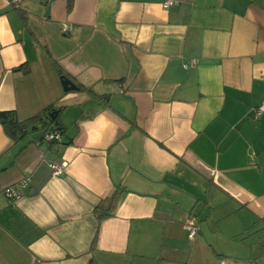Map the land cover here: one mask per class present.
I'll list each match as a JSON object with an SVG mask.
<instances>
[{
    "label": "crops",
    "instance_id": "crops-1",
    "mask_svg": "<svg viewBox=\"0 0 264 264\" xmlns=\"http://www.w3.org/2000/svg\"><path fill=\"white\" fill-rule=\"evenodd\" d=\"M164 1L0 0V264H264V0Z\"/></svg>",
    "mask_w": 264,
    "mask_h": 264
},
{
    "label": "trees",
    "instance_id": "trees-1",
    "mask_svg": "<svg viewBox=\"0 0 264 264\" xmlns=\"http://www.w3.org/2000/svg\"><path fill=\"white\" fill-rule=\"evenodd\" d=\"M72 0H68L67 3V10L71 9ZM59 76L67 77L64 72L58 68ZM79 89L82 91H88L87 88L78 85ZM52 110L46 109L44 112L35 115L34 117L25 120V121H18L15 117L13 112H0V125L3 128L5 134L13 141L17 142L21 140L25 135L32 134L33 132H38L43 130V135L51 130H58L62 136L64 128L59 125L58 118L54 120L51 119L50 113ZM42 122V126L37 127L36 123ZM42 135V137H43ZM62 142V140H61ZM60 142V143H61ZM58 143V144H60ZM52 144V143H51ZM53 145V144H52ZM117 193L110 196L106 200L100 202L95 208L94 212L97 216L98 221H102L112 215V211L117 204ZM88 264H94L92 260L88 262Z\"/></svg>",
    "mask_w": 264,
    "mask_h": 264
},
{
    "label": "built area",
    "instance_id": "built-area-1",
    "mask_svg": "<svg viewBox=\"0 0 264 264\" xmlns=\"http://www.w3.org/2000/svg\"><path fill=\"white\" fill-rule=\"evenodd\" d=\"M21 0H10V3L14 6V7H18L20 4ZM176 5V1L174 0H165L161 6L163 9H169L172 8ZM61 32L63 34H67L68 32V28L64 25L61 28ZM196 64V62L194 60H189L186 63L182 64V68L184 70H186L187 68L190 67H194ZM262 113H264V103H262L260 106H258L255 111H254V116L257 117L259 115H261ZM43 140L47 141L49 143L52 144H58L61 142L62 140V136L60 134V132L56 129L48 131L47 133H45L43 135ZM66 167V163L65 162H60V163H51L49 165L50 171H51V175L53 177H58L60 175H62L64 169ZM28 180H23L15 185L9 186L7 188H5L3 190V194L6 196V198L12 200V199H18L21 195V190L27 185ZM184 230L186 231L187 234V239L190 242H193V240L195 239L196 235L198 234L199 231V227H198V222H197V218L194 214H189L184 222Z\"/></svg>",
    "mask_w": 264,
    "mask_h": 264
},
{
    "label": "water",
    "instance_id": "water-1",
    "mask_svg": "<svg viewBox=\"0 0 264 264\" xmlns=\"http://www.w3.org/2000/svg\"><path fill=\"white\" fill-rule=\"evenodd\" d=\"M60 84L64 92L79 91V87L70 79L65 76L60 77ZM58 111H53L50 113L51 119H55Z\"/></svg>",
    "mask_w": 264,
    "mask_h": 264
},
{
    "label": "rangeland",
    "instance_id": "rangeland-1",
    "mask_svg": "<svg viewBox=\"0 0 264 264\" xmlns=\"http://www.w3.org/2000/svg\"><path fill=\"white\" fill-rule=\"evenodd\" d=\"M72 92H76V91H72ZM94 92H95V91L93 90L92 93H94ZM96 92H97V91H96ZM73 94H81V95H80L81 98L76 99L75 102H77V101H82V100H84V99H86V98L88 97V94H85V93H83V92H80V93H73ZM65 117H66L65 115L62 116V119H61L62 122L65 121Z\"/></svg>",
    "mask_w": 264,
    "mask_h": 264
}]
</instances>
